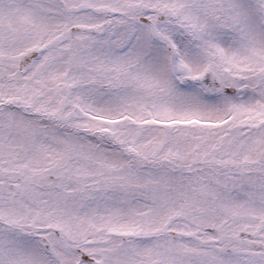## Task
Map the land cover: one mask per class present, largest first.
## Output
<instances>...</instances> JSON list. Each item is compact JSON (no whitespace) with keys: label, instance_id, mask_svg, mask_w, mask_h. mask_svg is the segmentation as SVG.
<instances>
[{"label":"snow or ice","instance_id":"snow-or-ice-1","mask_svg":"<svg viewBox=\"0 0 264 264\" xmlns=\"http://www.w3.org/2000/svg\"><path fill=\"white\" fill-rule=\"evenodd\" d=\"M0 264H264V0H0Z\"/></svg>","mask_w":264,"mask_h":264}]
</instances>
